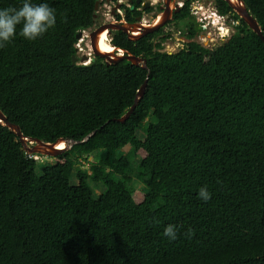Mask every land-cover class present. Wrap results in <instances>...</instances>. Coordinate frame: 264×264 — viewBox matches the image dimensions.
I'll return each mask as SVG.
<instances>
[{"label":"trees","instance_id":"trees-1","mask_svg":"<svg viewBox=\"0 0 264 264\" xmlns=\"http://www.w3.org/2000/svg\"><path fill=\"white\" fill-rule=\"evenodd\" d=\"M97 1L31 0L56 10L55 27L30 42L18 26L0 48V109L25 136L54 143L95 132L64 162H46L0 125V264H264V42L221 0L239 26L203 47L187 2L175 20L190 42L176 53L163 51L162 30L112 36L148 70L99 57L73 65ZM243 1L264 36V0ZM22 3L0 0V9ZM146 80L130 119L115 121ZM169 224L174 241L163 235Z\"/></svg>","mask_w":264,"mask_h":264},{"label":"water","instance_id":"water-1","mask_svg":"<svg viewBox=\"0 0 264 264\" xmlns=\"http://www.w3.org/2000/svg\"><path fill=\"white\" fill-rule=\"evenodd\" d=\"M100 1L101 0H98L96 2L94 19L97 16ZM227 3L232 8V10H234L236 12V14L249 26V28L253 32H255L261 38V40L264 42V36H263L262 29H261V25L253 17V15L250 13L245 2L243 0H227ZM177 12H179V10H177ZM169 19H170V12L169 13L166 12L160 17L158 22H156L152 27L145 28L144 31L141 32V35H139V36L130 35L129 38L131 40H137L144 35L153 34L155 32H158L161 28H163L166 25V23H167V21H169ZM107 29H110L112 31L113 30L122 31L126 34L129 33V30H127L125 28V26H118V25L112 24V25L104 26L100 30H98L97 32L91 34L90 35V43H91V48H92V52H93L94 56L104 59L108 65L116 64L117 62H119L121 60H127V61L131 62V64L134 66H140L143 69L148 70V60L144 57H137L133 54L126 52L125 50L116 48L113 45L112 46L114 48V52L106 53V52L101 51L100 47H99V38H100V35L103 32H105V30H107ZM135 32H139V31H135ZM76 38H77V41H79L82 38V32L81 31L77 34ZM76 50L78 52L77 48H76ZM87 59H89V58L87 56H84L83 58L80 59V62L86 61ZM78 62H79V58L76 55H74L72 57L73 65H76ZM147 86H148V80H146L145 83L139 89V91L136 95L135 102H134L133 106L130 108V110L123 117H121L115 121L124 124L130 119V117L132 116V114L134 113L136 108L138 107L139 103L143 99L145 92H146V89H147ZM0 125L7 127L11 132H13L19 138V141L22 144L23 150L26 152V154H28V155H42V156H46V157H58V156L62 155L64 152L72 149L75 145L87 143L95 135V132H93V133L89 134L88 136H86L81 141L60 138L54 143H48V142H45V141H42V140H39L36 138H31V137L25 136L22 132L21 127L17 124L10 122L8 120L7 116L4 114V112L1 109H0ZM62 143L64 144V148L60 149L59 145H61Z\"/></svg>","mask_w":264,"mask_h":264},{"label":"flooded vegetation","instance_id":"flooded-vegetation-1","mask_svg":"<svg viewBox=\"0 0 264 264\" xmlns=\"http://www.w3.org/2000/svg\"><path fill=\"white\" fill-rule=\"evenodd\" d=\"M181 1L182 0H101L99 10L97 12L96 18L94 19L93 25L87 29L82 30V39L85 37L86 34H88L90 37L91 34L97 32L102 27L112 24L118 26H125V28L129 30L128 34L125 33L128 38L130 35L139 36L145 28L152 27L156 22H158L160 17L166 12H170V19L169 21H167L166 25L161 30L164 31L167 27L173 25L175 26L177 32L186 36V34L188 33L187 31H185L184 25L176 22L175 18L176 15L179 14L184 8L187 2H189V5L191 6L192 1L197 0H184V6L180 5ZM199 1H202L205 7H209L211 4L217 5L219 7L221 0ZM223 1L227 3V0ZM105 3L111 6V11L109 12V14L100 13V10ZM177 10H179V12H177ZM226 14L233 17L232 13ZM145 17H147L148 20H145ZM105 31H107L108 35L110 36V39L116 32H122L115 30L112 31L110 29H107ZM148 35H144L137 40H140ZM179 37L182 36L180 35ZM194 40L196 41V39ZM189 42L190 39H187L186 37L185 39H183L184 46H186Z\"/></svg>","mask_w":264,"mask_h":264},{"label":"clouds","instance_id":"clouds-1","mask_svg":"<svg viewBox=\"0 0 264 264\" xmlns=\"http://www.w3.org/2000/svg\"><path fill=\"white\" fill-rule=\"evenodd\" d=\"M56 23V10L47 3L33 4L31 0H23L20 7L2 8L0 9V48L6 47L14 40L18 26L19 35L34 42L54 28ZM199 198L205 202L211 198L207 186L199 189ZM178 232V226L169 224L164 228L163 235L174 241L178 238Z\"/></svg>","mask_w":264,"mask_h":264},{"label":"built area","instance_id":"built-area-1","mask_svg":"<svg viewBox=\"0 0 264 264\" xmlns=\"http://www.w3.org/2000/svg\"><path fill=\"white\" fill-rule=\"evenodd\" d=\"M184 4L185 1L182 0L180 5L184 6ZM190 12L197 26L201 29L200 37L202 42L198 43L210 50L227 42L236 33L237 27L239 26L237 19L222 12L217 5L211 4L209 7H205L202 1H192ZM180 35L182 34L177 32L176 28H166L159 38H166L165 40H168L174 39L176 36V40L181 43L183 40L180 39ZM183 36L187 38L188 34ZM205 42L209 45L204 46L203 44Z\"/></svg>","mask_w":264,"mask_h":264},{"label":"rangeland","instance_id":"rangeland-1","mask_svg":"<svg viewBox=\"0 0 264 264\" xmlns=\"http://www.w3.org/2000/svg\"><path fill=\"white\" fill-rule=\"evenodd\" d=\"M110 11H111V6L105 3L102 6V8H101L100 13L109 14ZM144 19L148 20L147 17H145ZM144 23H146V22H144ZM167 28L168 29L169 28H175V26L171 25V26H169ZM181 36L182 37H180V39H182V40L185 39V37L183 35H181ZM200 36L201 35H199L196 38L197 42H202ZM177 39L179 40L178 37H177ZM162 43H163V47H164L163 51L169 52V53H176L179 50H181L183 47H185L183 45L184 44L183 42L179 43L176 40V36L174 37V39H168V40L163 41ZM107 44L111 45V39H110L109 35H108ZM203 45L204 46H208L209 44H207L205 42ZM76 48L78 49V52H77V56L79 57V62L78 63L89 64V63H91V61H93L95 59V56H94V54L92 52V48H91L90 37H89L88 34H86L83 39L81 38L78 41V44L76 45ZM84 56H87L89 59H87L86 61L80 62V59L83 58ZM38 159L41 160V161L44 160L46 162H48V161L49 162H54V161L64 162V158H62V157H53V159L50 158V157H38ZM74 181L76 182V179H74ZM136 185H137V190L135 192L134 198H135L136 201H141V199H142V185L140 183H136ZM94 188H95V192L96 193H101L102 190H103V187L101 185H95Z\"/></svg>","mask_w":264,"mask_h":264},{"label":"bare ground","instance_id":"bare-ground-1","mask_svg":"<svg viewBox=\"0 0 264 264\" xmlns=\"http://www.w3.org/2000/svg\"><path fill=\"white\" fill-rule=\"evenodd\" d=\"M108 41V33L105 31L99 38V47L100 50L106 53H112L114 52V48L112 45L107 44ZM59 148H64V144L62 143L59 145Z\"/></svg>","mask_w":264,"mask_h":264}]
</instances>
